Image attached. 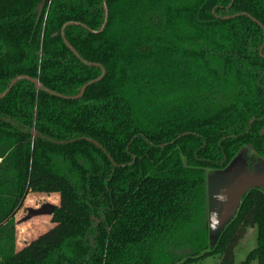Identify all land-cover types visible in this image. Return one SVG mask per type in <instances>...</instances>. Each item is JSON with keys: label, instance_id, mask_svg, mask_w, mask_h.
Returning <instances> with one entry per match:
<instances>
[{"label": "trees", "instance_id": "16d2710c", "mask_svg": "<svg viewBox=\"0 0 264 264\" xmlns=\"http://www.w3.org/2000/svg\"><path fill=\"white\" fill-rule=\"evenodd\" d=\"M0 0V264H264V192L208 248L207 172L264 148V0ZM71 24L64 28L67 23ZM75 49H68L63 40ZM89 63L91 65H88ZM29 193L52 228L17 247ZM188 251V254L185 253Z\"/></svg>", "mask_w": 264, "mask_h": 264}, {"label": "rangeland", "instance_id": "374dc122", "mask_svg": "<svg viewBox=\"0 0 264 264\" xmlns=\"http://www.w3.org/2000/svg\"><path fill=\"white\" fill-rule=\"evenodd\" d=\"M247 149V150H246ZM248 147L244 148L241 152L239 159L243 162L246 161V156L248 155ZM227 169L225 171H208L207 172V184H206V197H207V211L205 214V219L196 224V231L205 230L209 235V245L211 248L215 245L219 233L222 229L218 226H213L209 224V218L213 215H218L221 209L222 200L221 192L224 186L230 183V179L226 178ZM237 177L232 183H235ZM44 204H51L54 206L59 205V196L54 193L51 195H43L38 193H29L23 207L18 211L15 217V225L17 230V247L18 249L24 247V245L30 242L32 239L43 234L50 228L54 226L51 221V217L48 215L36 216L30 220H25L28 209H39ZM257 242V232L256 229H249L246 232L245 237L240 241L239 245L235 249V259L236 264H242L247 260L248 255L256 247ZM188 254V251H185ZM219 258L211 257L204 260L194 261L188 264H218ZM249 264H258L257 261H252Z\"/></svg>", "mask_w": 264, "mask_h": 264}, {"label": "water", "instance_id": "95a60500", "mask_svg": "<svg viewBox=\"0 0 264 264\" xmlns=\"http://www.w3.org/2000/svg\"><path fill=\"white\" fill-rule=\"evenodd\" d=\"M46 1L47 0H42L41 4L39 6V12H38L39 16H41V14H42V12L44 10ZM104 10H105V21H104V24H103L102 28L98 32H94L96 34L102 33L105 30V28L107 26V23H108V15H109V13H108V7H107L106 0H104ZM71 24L79 25L78 23H72L71 22V23H67L64 26V28L66 26H68V25H71ZM63 40H64L65 45L68 47V49H70L74 53V55L76 57H79V55L75 51V49L65 39L64 35H63ZM86 64L91 65L89 63H86ZM102 73H103L102 76L99 79H97L96 81H100L104 77V75H105V69L104 68H102ZM19 80H27V81L33 82L36 85L38 90L45 91V92H47L49 94H52L54 96H58L60 98L71 99V100L80 99L81 97H83V95L85 94L87 88L89 86L93 85L96 82V81H92V82L87 83L85 86H83V88L81 89L80 93L77 96L68 98V97H64L62 95H59L57 93H54L52 91L46 90L39 80H34V79L30 78V77L21 76V77H18V78L13 80V82L10 85V87L8 88V90L6 92H4L2 95H0V100L14 87V85ZM263 134H264V129H263ZM230 171L231 170L228 169L227 170V174H226V178L229 177V179L231 180L230 184L224 186V189L221 192L222 205H221V209L219 211V214L218 215H213L214 214L213 213L210 216V218H209V224L210 225L218 226L221 229L224 228L227 225V223L233 217H235V215L237 214V212H238V210L240 208L242 198L249 191H251L253 189H256V188H261L262 187V184H259L257 182H251V181H248V180L245 181L244 179H240V178L237 179L235 181V183H232L235 178L232 177V179H231ZM55 209H56V206L51 205V204H44L39 209L29 208L28 209V214H27L25 220H30V219H32V218H34L36 216H44V215L51 216L54 213Z\"/></svg>", "mask_w": 264, "mask_h": 264}, {"label": "flooded vegetation", "instance_id": "af4514ba", "mask_svg": "<svg viewBox=\"0 0 264 264\" xmlns=\"http://www.w3.org/2000/svg\"><path fill=\"white\" fill-rule=\"evenodd\" d=\"M263 129L261 131V134L264 138ZM248 148V155L246 156L245 162L241 161L240 159H237L236 161L231 163L226 169L231 170V179L232 177H237V179L240 178L244 179L245 181L248 180L251 182H257L259 184H262V187L256 189H259L264 192V148L260 151H256L250 147Z\"/></svg>", "mask_w": 264, "mask_h": 264}]
</instances>
